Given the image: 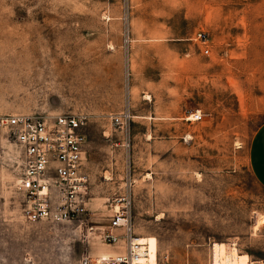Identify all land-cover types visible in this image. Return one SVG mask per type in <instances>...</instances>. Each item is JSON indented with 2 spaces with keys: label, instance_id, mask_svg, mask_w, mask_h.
Returning a JSON list of instances; mask_svg holds the SVG:
<instances>
[{
  "label": "rangeland",
  "instance_id": "374dc122",
  "mask_svg": "<svg viewBox=\"0 0 264 264\" xmlns=\"http://www.w3.org/2000/svg\"><path fill=\"white\" fill-rule=\"evenodd\" d=\"M257 3L0 0V122L86 116L90 212L25 220L21 152L0 123V264L107 260L125 241L100 233L124 193L131 233L156 239L157 264H209L215 242L264 262V188L248 154L264 121V36L241 33L264 19Z\"/></svg>",
  "mask_w": 264,
  "mask_h": 264
},
{
  "label": "built area",
  "instance_id": "2783aa9c",
  "mask_svg": "<svg viewBox=\"0 0 264 264\" xmlns=\"http://www.w3.org/2000/svg\"><path fill=\"white\" fill-rule=\"evenodd\" d=\"M194 39L204 46L203 52L208 53L206 33L199 31ZM201 117L200 111L191 114L194 121ZM114 120L121 122L118 117ZM0 123L8 128L21 152L17 188L23 195L22 217L28 221L67 222L90 216L86 207L85 175L81 171L87 142L86 116L15 115ZM129 199L127 193L116 199L119 207L109 227L100 233L103 241L114 246L124 238L123 249L115 250V255L107 260L84 255L79 264H144L147 244L131 233ZM115 229H123L124 234H118ZM229 252H226L228 256ZM209 264H221L212 252Z\"/></svg>",
  "mask_w": 264,
  "mask_h": 264
},
{
  "label": "crops",
  "instance_id": "0c3cea01",
  "mask_svg": "<svg viewBox=\"0 0 264 264\" xmlns=\"http://www.w3.org/2000/svg\"><path fill=\"white\" fill-rule=\"evenodd\" d=\"M240 2H248V3H257L262 0H237ZM264 10V9H257ZM245 26L248 28L241 33H248L249 35V43L253 42L255 37L259 35L264 36V19L258 21V19L254 20L251 18L246 19ZM253 27L259 28L258 30L252 29ZM81 115V114H80ZM249 160H250V168L252 174L256 181L264 188V121L261 125L256 129L254 134L251 137L249 148H248ZM109 255L114 256V251H109Z\"/></svg>",
  "mask_w": 264,
  "mask_h": 264
},
{
  "label": "bare ground",
  "instance_id": "6f19581e",
  "mask_svg": "<svg viewBox=\"0 0 264 264\" xmlns=\"http://www.w3.org/2000/svg\"><path fill=\"white\" fill-rule=\"evenodd\" d=\"M187 120H191V118H186ZM260 219V218H259ZM259 219L254 224V229L257 230L259 227ZM256 220V219H255ZM140 240H144L146 242V258L144 264H157V242L156 239L152 236H140L138 237ZM226 244L224 242L217 243L215 242L212 247L213 256L219 260L221 264H264L262 261H251L247 254L240 253L235 246L230 248L229 256L226 253Z\"/></svg>",
  "mask_w": 264,
  "mask_h": 264
}]
</instances>
